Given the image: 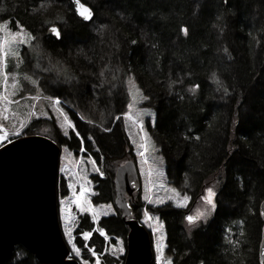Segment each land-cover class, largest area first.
Segmentation results:
<instances>
[{"label":"trees","instance_id":"obj_1","mask_svg":"<svg viewBox=\"0 0 264 264\" xmlns=\"http://www.w3.org/2000/svg\"><path fill=\"white\" fill-rule=\"evenodd\" d=\"M83 1L94 11L89 22L76 16L69 0H0V19L10 21L8 28L19 25L33 37L27 43L37 74H27L36 88L32 92H42L39 75L53 74L58 92L85 103L84 120L74 118L85 149L92 151L93 141L101 156L105 179L96 180L103 188L100 199L112 201L116 166L134 159L122 123H115L110 132L103 130L121 114L128 100L124 78L133 75L155 111V123L148 124V130L165 159L168 183L190 184L193 200L207 188L217 193V207L208 222L187 227L179 210H162L164 255L174 264H261L264 0ZM52 23L60 26L59 40L46 33ZM64 31L70 44L64 41ZM39 34L41 41L34 37ZM213 72L227 95L211 80ZM103 84L105 89H99ZM104 91L118 95L108 97ZM25 129L58 144L65 141L47 118H32ZM69 139V148L80 145L71 132ZM117 211L98 226L126 245L127 226ZM91 228V222L83 227ZM89 245L101 253L105 240L94 232ZM105 254L101 264L124 263L125 254L108 262ZM3 264L40 263L17 244Z\"/></svg>","mask_w":264,"mask_h":264},{"label":"rangeland","instance_id":"obj_2","mask_svg":"<svg viewBox=\"0 0 264 264\" xmlns=\"http://www.w3.org/2000/svg\"><path fill=\"white\" fill-rule=\"evenodd\" d=\"M5 21L0 19V25H2ZM21 28L23 27H14V28H8L6 27H0V56L5 55V69L4 74L0 75V96L6 97L4 100H0V127L4 129V132H15L17 129L20 128V124L23 123L24 127L21 129L22 135H28V132H26L25 126L27 121H31L32 118H47L54 122L57 132L59 135L62 136V138H65V141H63L60 145V155H59V161L60 165L58 167V184H59V194H58V212H59V219L61 216L60 213V200H64V212H65V218L68 219L69 215L71 217L70 220H68L67 225L63 223L60 219V224L62 228V232L64 235L65 227H69L72 229V232L69 236H65L64 238L69 246L70 254L74 256V254L71 251V245L68 243V240L71 239L75 243L77 247L81 249L82 255L81 257L76 258L81 264H83V261H88V264H97V259L99 260V264H101L102 255H107L108 258H105V261L110 260V257H114L119 259L125 254L126 251V245L123 242L122 238L119 236L111 237L109 235H106L108 237H104L106 244L105 249L99 253L96 250V256L93 257L92 254L85 248V244L88 245L89 248L94 247L92 245H89V241H84L82 239V233L84 231H97L96 233L99 235V229L97 225L100 220H103L104 217H112L118 215V212L116 208L114 207L113 203L111 201L101 202L100 197L97 196L99 202H95V197L97 194V190L94 188V184H99L95 180L98 179V177H103V172L100 167L101 162H97V157L93 155V152L98 150L95 146V143L93 141H90L91 149L92 151H87L82 147L81 145L85 144V140L81 134V132L78 131V125L76 124L75 118L81 120L80 117H84V114L87 112V107L85 103L81 102L78 98L76 100L73 99V96H70L66 91H57L58 85L55 82L54 79H56L53 74H45L40 76L38 79V85H40V93L32 92L33 89L35 90L27 80L31 81L32 78H36L37 74L34 75L33 67L30 64V55L29 50L25 49V44L29 43L27 41L26 43L20 44L16 43L14 45H9L8 43H2V41H7L11 39L10 33H20L21 36H25L28 34L26 31L21 32ZM67 31V30H66ZM65 42H68L70 44L72 41L69 39V36L65 34ZM35 38H38L39 41H41V36L35 35ZM30 75L29 77L27 76ZM6 77V79H5ZM28 77V79H27ZM48 79V80H47ZM134 81L136 87H138L140 90L137 81L135 80L133 75H127L124 78V86L125 90L128 94V81L129 80ZM55 83V84H54ZM73 84L71 86V91L74 92V87L76 86ZM107 85L103 84L101 88L99 89H105ZM117 90V89H116ZM56 92L59 94L61 93V96L56 95ZM142 92V90H141ZM14 93V94H13ZM143 93V92H142ZM75 97H77V93H74ZM98 97L102 96L100 93H97ZM104 94L108 97L109 94H107L104 91ZM118 95V92L116 91L112 96ZM144 94V93H143ZM96 96V95H95ZM111 96V97H112ZM113 96V97H114ZM34 98V99H32ZM56 98L61 99L63 103L57 104ZM43 99L45 101H49V103H39L38 100ZM130 102V97L128 95V100L126 104H122L121 108V114L120 115H114L113 119L111 121V127L107 128L109 131L104 132H110L113 125L117 122L122 123L124 126V130L126 133V136L128 138L129 144L131 146V154L133 155L134 159L136 160V164L139 171L140 176V182L141 187L140 189L134 194L137 198V219L140 221V223L143 224V226L150 231V236L152 238V249H153V259L152 264H174L173 258L166 257L163 253V250L165 248V235H166V224L163 221V218H161L162 210L164 209H177V210H185L186 208L192 206L190 208L189 215L195 216L197 212H203L205 210V201L201 199V197L205 196L206 189L204 192L200 193L198 196H196L194 199V203H191V200L193 201V188L190 187H183L177 183L176 186L173 184L168 183L165 175V159L162 155V152L160 150V147L157 145L156 141L152 138V136L149 133L148 130V124L151 126L155 123V111L153 107L149 106L146 102H141L140 104L136 105L135 108L129 109L128 104ZM27 103V104H26ZM26 104V108L21 109L22 106ZM126 110H123L125 108ZM136 108H145L149 109L154 115L152 117H144L143 122L144 126L142 129V132L145 131L148 133V137L150 138V143L148 144V150L146 153V158L148 160V164H141V158L136 155V147L131 143V138L136 139L137 143H141V135H138V124H134L133 120L135 119V110ZM89 109V108H88ZM89 111V110H88ZM244 111V110H243ZM64 112L67 113L69 120H67V117L64 116ZM128 112L130 114V119L124 118V113ZM120 116L121 119L119 121H116L115 117ZM84 120V119H82ZM105 128H103L104 130ZM73 133L77 138H79L80 146L75 148H69L67 143L70 144L69 139V133ZM3 134V133H0ZM88 136V135H87ZM18 137L13 135L12 139ZM89 140V139H88ZM66 143V144H65ZM75 149V150H74ZM155 149V150H154ZM120 158V156H118ZM92 160H95V165L91 162ZM123 162V161H122ZM153 162H156L157 166L160 168V170L163 172V175L160 177H153L152 180L155 183L156 187H153L152 189L148 187L147 185V170L149 165H151ZM63 167L65 171L61 173L60 168ZM94 168H99L100 172L94 171ZM163 184L165 188L171 189L175 188L176 191L181 194V197L184 195H188L189 202L186 205V207H177L175 201H165L164 204H149L148 201L144 200L143 198L145 196L151 195L153 201L156 200L157 197H164L165 195H171L170 192H165L164 189L159 188V185ZM69 185H72L71 188H69ZM81 186L85 187L87 189L84 201L87 203H90L92 207L97 211L99 214L96 221H93L91 218V213L88 214H82L80 213L79 209L75 206L73 203L74 198L76 195H79V191ZM98 195V194H97ZM87 203L85 206H87ZM110 206V207H109ZM131 206V205H130ZM132 207V206H131ZM189 212V211H188ZM104 213H108L107 215H104ZM120 213V212H119ZM213 215V214H212ZM151 218L150 220L148 218ZM212 216H210L208 220H211ZM148 220L146 223L145 221ZM204 221L203 219H201ZM199 221H194L192 223H189L187 227L195 226L198 224ZM204 221V222H207ZM92 222V230H84L83 227L87 224ZM151 225V227H150ZM159 225H162L159 226ZM152 228L153 231H152ZM94 231V232H95ZM93 233V232H92ZM101 234H103L101 230ZM100 236V235H99ZM90 240V239H89ZM159 244L160 250L157 251L156 246ZM123 247L124 251L122 253L116 252L113 254L114 248ZM160 260L158 261L159 257Z\"/></svg>","mask_w":264,"mask_h":264},{"label":"water","instance_id":"obj_3","mask_svg":"<svg viewBox=\"0 0 264 264\" xmlns=\"http://www.w3.org/2000/svg\"><path fill=\"white\" fill-rule=\"evenodd\" d=\"M74 13L82 21L92 20V7L79 0L92 18L78 15L79 4L69 0ZM60 26L49 24L46 33ZM0 146V264H3L19 244L26 248L40 264H80L69 257V247L64 239L57 207L56 179L60 146L47 136L32 134L13 139ZM114 203L128 226L126 253L123 264H151L153 259L152 238L146 228L132 218V208L126 194L132 195L140 188L138 170L133 160L119 164L114 174ZM264 199L260 211H264ZM188 213L186 214V216ZM258 256L264 264V216Z\"/></svg>","mask_w":264,"mask_h":264},{"label":"snow or ice","instance_id":"obj_4","mask_svg":"<svg viewBox=\"0 0 264 264\" xmlns=\"http://www.w3.org/2000/svg\"><path fill=\"white\" fill-rule=\"evenodd\" d=\"M76 3L79 4V0H76ZM76 10H77L78 15L80 13H83V15L81 16L82 19L90 20L92 18L91 11L90 10L85 11V8L81 4H79V7ZM0 11H3V10L0 9ZM9 23H10V21H5L2 25H0V27H6ZM17 26L20 27L19 25H17ZM21 32H23V28H21ZM50 32L55 34L57 38H62L61 37V33L59 32V30L57 28H55V27L51 28ZM184 33H185V35H187V29L186 28L184 29ZM10 36L12 37L11 39H9L7 41H2L3 45H4V43H8L9 45H14L16 43L23 44V43H26L28 40L33 39V37L30 34H26L25 36H21L20 33H10ZM4 60H5V55L0 56V75L4 74V69H5V66H6L5 63H4ZM58 75H59V73H58ZM101 75H103V73H101ZM210 78L213 81V83H215L218 86H220L218 88V90H220V88H223V90L225 92V95L228 94L227 93V89L224 88L222 82L220 81V79L218 78V76H217V74L215 72H213L211 74ZM5 79H6V77H5ZM113 79L115 80L116 77H113ZM128 85H129L128 95L130 97V102L128 104V108L129 109H133V108H135L136 105L140 104L141 102H146L147 101L148 98L141 92V90L138 87H136L134 81H132L130 79L128 81ZM112 86L115 87L116 85L113 84ZM191 91L195 92L196 89L193 88V89H191ZM4 99H6V97L0 96V100H4ZM32 99H34V98H32ZM56 101H57V104L60 103L59 99H57ZM123 115H124L125 119L132 118V117H130V114L128 112H125ZM153 115L154 114L149 109L136 108V110H135V119L133 120V123L134 124H138V133L137 134L141 135L142 142L141 143H137L136 139L131 138V137H130V139H131V143L133 145H135V147H136V155L141 158V164H148V160L146 158V153H147V150H148V144L150 143V138L148 137V133L145 132V131L142 132V129H143V126H144L143 118L146 117V116L147 117H152ZM65 116L67 117L66 121H68L69 117H68L67 113L64 112V116L63 117H65ZM80 118L83 119V117H80ZM115 119H116V121H119L121 119V117L120 116H116ZM88 123H92V121H88ZM23 127H24V125H23V123H21L20 124V128L17 129L14 133L13 132L5 133L4 129L2 127H0V133H3V134H0V146H5L6 143L14 142L12 140V136L13 135H15V136L22 135L21 129H23ZM104 131H109V129L105 128ZM89 139H91V138H89ZM91 162L93 163V165H95V160H92ZM60 171H61V173H63L65 171V169L63 167H61ZM94 171L100 172V169L99 168H94ZM162 175H163V172L157 166L156 162H153L151 165H149L148 170H147V177H148L147 185H148V187H150L151 189L153 187H156V185L153 182L152 178L153 177H160ZM185 186L187 187V184ZM71 187H72V185H69V188H71ZM159 188L164 189V191L166 193L170 192L171 195H165L164 197H157L155 201H153L151 195L145 196L143 199L148 201L149 204L155 203V204H159V205L164 204L166 200L167 201H175L176 206L177 207H181V208L186 207V205L188 204V202H189L188 195H184L183 197H181V194L179 192H177L175 188L168 189V188H165V186L163 184H160ZM86 191H87V189L85 187L81 186L80 191H79V195L75 196L73 203L79 209L80 213L85 214V215L88 214V213H91L92 220L96 221V219H97L99 214L92 207V205L90 203H87L83 199L84 196H85ZM206 193L207 194L205 196L201 197V199H203L205 201V205H206L205 210L203 212H197V214L195 216L187 215L185 217V220L188 221L189 223H192L194 221H199L201 219H203L204 221H207V219L210 216H212V214L214 213V211H215V209L217 207L214 198H215L217 193L215 191H213L212 188H207L206 189ZM86 203H87V206H85ZM60 205H61V208H60V213H61L60 219H61V221L63 223H65V225H67L68 220H70L71 217L69 215L67 220L65 218V212H64V207H63L64 200H60ZM262 207H264V206H262ZM107 214L108 213H104V215H107ZM260 214L262 216H264V211H262ZM148 219L150 220L151 218L149 217ZM145 222L147 223L148 220H146ZM159 226L162 227V225H159ZM150 227H151V225H150ZM153 229L154 228H152V231H153ZM101 230H102L103 234H101ZM98 231H99V235L100 236L107 237L104 229L101 228ZM71 232H72V229L66 226L65 230H64V235L65 236H69L71 234ZM92 235H93L92 232L84 231L82 233V239L87 242L92 237ZM107 239H108V237H107ZM68 243L71 245V251L74 254V256H70L69 257V260H72L74 257H76V258L81 257V255H82L81 249L75 245L73 240L69 239ZM160 247L161 246L159 244H157V246H156L157 251L160 250ZM85 248H87V250L92 254L93 257L96 256L95 249L89 248L87 244H85ZM123 251H124L123 247L114 248L113 249V254H115L116 252L122 253ZM159 260H160V257H159L158 261ZM83 264H88V261H83ZM97 264H99V260L98 259H97Z\"/></svg>","mask_w":264,"mask_h":264},{"label":"flooded vegetation","instance_id":"obj_5","mask_svg":"<svg viewBox=\"0 0 264 264\" xmlns=\"http://www.w3.org/2000/svg\"><path fill=\"white\" fill-rule=\"evenodd\" d=\"M44 35H45V32L43 33ZM25 49H27L28 50V48H27V45H25ZM80 145H78V147H79ZM82 147H84V145H81ZM77 147V146H76ZM84 149H85V147H84ZM75 150V149H74ZM93 155H95L96 157H97V162L99 163V162H102V160H101V156L99 155V152L98 151H96V154H95V152H93ZM101 164V163H100ZM103 172V177H98V181L99 180H102V179H105V173H104V171H102ZM95 182H96V180H95ZM94 186V188L98 191L97 192V194H96V197H95V202H99V200L100 199H98L97 198V196L98 197H100V194H101V190L103 189L102 188V186L100 185V184H97V185H93ZM56 190H57V194H59V184H58V181H57V184H56ZM128 196V195H127ZM215 199V198H214ZM195 200V199H194ZM194 200L192 201L191 200V203H194ZM101 202H106L107 200H100ZM112 202V201H111ZM113 203V202H112ZM130 204H131V206H132V208H133V215H134V217H137V214H136V210H137V207H138V205H137V198L135 197V195H133V197H130ZM114 205V204H113ZM192 206H190V207H188V208H186L185 210H180V219L181 220H185V212L186 211H189L190 212V208H191ZM214 214V213H213ZM212 217H213V215H212ZM108 218H110V216H108V217H104V219L103 220H106V219H108ZM121 219H122V217H121ZM123 221H124V219H122ZM211 220H212V218H211ZM124 223H125V221H124ZM126 225V224H125Z\"/></svg>","mask_w":264,"mask_h":264},{"label":"bare ground","instance_id":"obj_6","mask_svg":"<svg viewBox=\"0 0 264 264\" xmlns=\"http://www.w3.org/2000/svg\"><path fill=\"white\" fill-rule=\"evenodd\" d=\"M8 259H9V258H8ZM8 259H7V260H8Z\"/></svg>","mask_w":264,"mask_h":264}]
</instances>
